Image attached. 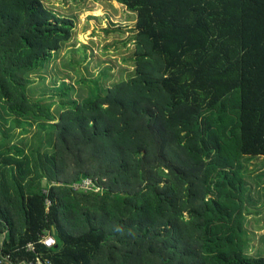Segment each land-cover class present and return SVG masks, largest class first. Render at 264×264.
I'll use <instances>...</instances> for the list:
<instances>
[{"label": "trees", "instance_id": "1", "mask_svg": "<svg viewBox=\"0 0 264 264\" xmlns=\"http://www.w3.org/2000/svg\"><path fill=\"white\" fill-rule=\"evenodd\" d=\"M43 1L0 0V97L41 137L20 157L0 131L2 264H264L245 231V161L264 158V0H58L136 14L132 74L81 79L85 97L31 88L74 29Z\"/></svg>", "mask_w": 264, "mask_h": 264}, {"label": "rangeland", "instance_id": "2", "mask_svg": "<svg viewBox=\"0 0 264 264\" xmlns=\"http://www.w3.org/2000/svg\"><path fill=\"white\" fill-rule=\"evenodd\" d=\"M43 5L62 19L73 20L74 29L71 38L50 63L49 71L46 68L42 70L41 74L45 79L39 74L35 77L31 88L36 94H58L60 90L55 87L66 81L85 97L86 92L79 91V85L83 84L80 83L81 79L87 82L100 79L106 86H111L132 74L130 59L134 52L132 39L135 35L136 14L125 5L117 1L93 3L58 0L43 1ZM105 73L109 75V79L104 78ZM51 80L57 81L56 84L53 85ZM5 122L11 124L4 125ZM14 124L15 118L9 117L4 99L0 97V131L10 134L7 142L15 150L14 156L22 157L23 152L28 154L31 149L36 148L41 137L35 127L27 135L20 130L23 127ZM24 162L27 168L32 167L28 158H24ZM245 165L248 169L246 181L252 188L249 192L251 202L246 209L245 231L249 238L246 253L264 257V158L247 159ZM23 176L16 173L15 178L26 189L29 178ZM44 183L45 180L41 181L42 185Z\"/></svg>", "mask_w": 264, "mask_h": 264}, {"label": "built area", "instance_id": "3", "mask_svg": "<svg viewBox=\"0 0 264 264\" xmlns=\"http://www.w3.org/2000/svg\"><path fill=\"white\" fill-rule=\"evenodd\" d=\"M84 184H90V182L87 181V182H84ZM42 243L45 246L50 247V248H52V247H54L56 245L55 239L53 237H49V236L45 237L42 240ZM29 247L32 248L33 245L30 244ZM7 259L9 260L10 256H7V257L4 256L2 259H0V264H2L4 260L7 261ZM21 264H27V263L22 262ZM36 264H42V263H41V261H38Z\"/></svg>", "mask_w": 264, "mask_h": 264}]
</instances>
